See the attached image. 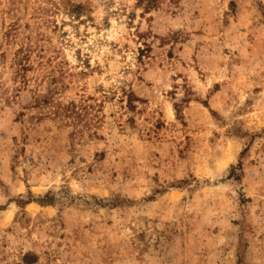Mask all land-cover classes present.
<instances>
[{"label": "rangeland", "instance_id": "1", "mask_svg": "<svg viewBox=\"0 0 264 264\" xmlns=\"http://www.w3.org/2000/svg\"><path fill=\"white\" fill-rule=\"evenodd\" d=\"M0 264H264V0H0Z\"/></svg>", "mask_w": 264, "mask_h": 264}, {"label": "trees", "instance_id": "2", "mask_svg": "<svg viewBox=\"0 0 264 264\" xmlns=\"http://www.w3.org/2000/svg\"><path fill=\"white\" fill-rule=\"evenodd\" d=\"M139 2H141V0H138ZM157 0H146V7L149 8L151 6H153L156 3Z\"/></svg>", "mask_w": 264, "mask_h": 264}]
</instances>
